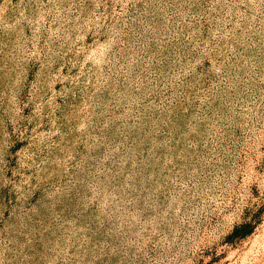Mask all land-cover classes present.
<instances>
[{"label":"rangeland","instance_id":"1","mask_svg":"<svg viewBox=\"0 0 264 264\" xmlns=\"http://www.w3.org/2000/svg\"><path fill=\"white\" fill-rule=\"evenodd\" d=\"M0 264H264V0H0Z\"/></svg>","mask_w":264,"mask_h":264},{"label":"trees","instance_id":"2","mask_svg":"<svg viewBox=\"0 0 264 264\" xmlns=\"http://www.w3.org/2000/svg\"><path fill=\"white\" fill-rule=\"evenodd\" d=\"M239 232H240V231L237 229V231H236V233H235V234H236V235H238V234H239ZM240 233H241V232H240Z\"/></svg>","mask_w":264,"mask_h":264}]
</instances>
